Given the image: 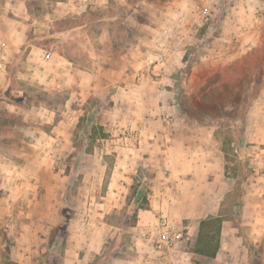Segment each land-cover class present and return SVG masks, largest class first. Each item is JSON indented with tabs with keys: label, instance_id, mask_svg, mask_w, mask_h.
<instances>
[{
	"label": "rangeland",
	"instance_id": "rangeland-1",
	"mask_svg": "<svg viewBox=\"0 0 264 264\" xmlns=\"http://www.w3.org/2000/svg\"><path fill=\"white\" fill-rule=\"evenodd\" d=\"M180 1L108 0L62 15L55 0H31V18L45 19L50 27L34 31L30 18L28 39L58 51L73 67L70 75L55 76L60 87L52 88L48 80L38 85L21 48L0 76V112L18 111L14 103L27 114L22 125L0 132V264H7L22 239L40 242L44 249L35 264L58 262L69 242L90 253L87 264L101 253L106 255L101 264H163L151 250L157 218L190 226L195 233L190 222L204 214H193L199 205L203 210L213 204L177 199L178 181L163 183L156 176L153 154L145 147L170 145L173 138L192 144L203 139L209 152H220L223 176L233 184L215 217L235 227L234 261L227 256V263L207 264H264V234L253 245L239 227L249 201L250 210H261L256 224L264 228V194L255 191L243 200L250 183L264 186V0ZM194 13L198 20L191 25ZM182 16L188 21L184 27L177 22ZM177 32L182 34L177 47L182 66L164 75L166 92L155 102L154 88L147 84L163 72L153 68L156 59L148 70L134 66L135 59L144 49L166 48L173 43L167 36ZM241 44L245 51L239 54ZM185 68L187 75L180 72ZM164 129L172 133L167 142ZM150 131L157 139L145 135ZM157 187L166 193L161 200ZM151 204L155 213L143 221L139 207L149 210ZM63 213L65 234L58 230ZM143 226L147 229L141 231Z\"/></svg>",
	"mask_w": 264,
	"mask_h": 264
},
{
	"label": "crops",
	"instance_id": "crops-1",
	"mask_svg": "<svg viewBox=\"0 0 264 264\" xmlns=\"http://www.w3.org/2000/svg\"><path fill=\"white\" fill-rule=\"evenodd\" d=\"M107 1L108 0H55L54 4L62 7L61 12H58L59 14L69 15L71 13L86 12L87 9L92 8L94 5H101ZM114 1L120 4H130V0ZM185 3L186 2H184V0L179 2L181 5H185ZM29 7H31V0H0V76L2 77V74L6 72V63L9 61V57L20 52L21 48H25L27 50L26 60L31 64V67L28 69H32V71L29 72L27 68L26 70L28 71V74L32 76L33 81H36L35 79L37 78L39 81L35 83L41 85L42 81L46 82L48 80V85L52 88L60 87L58 83H54L55 76L70 75L73 63L58 51L53 50L52 48L47 50L43 47H38L35 43H33L34 40L28 39L26 29L29 26V19L32 17ZM47 16L50 17L51 15L47 13ZM197 20L198 16L194 13L191 15L189 23L192 25L197 22ZM32 21L34 31L41 29L40 27L43 29L50 27L49 22L45 19L33 18ZM177 22L181 24V27H184V24L188 23L187 19L183 18V16L181 18H177ZM181 35V32H177L175 35L167 36L173 39V43H169L164 49H158V47H156L159 51L158 53H154L153 50L150 49H144V52L140 54L141 56L135 59L134 66L138 68L143 67L147 70L150 69L151 65L154 63L152 62V59H156V64H153V68L159 72H163L159 73L160 78H156L154 79L155 81H151V84H147L148 88H154V91L152 90L153 94H151V99L155 102L164 98L166 91L162 89V84L167 80L164 75L168 71L172 69H179V67L182 66V61L179 59L180 56L178 57L181 53L177 48L180 45V41L178 40H180ZM237 48V53H244V44L239 45ZM228 53L229 51L227 50V54ZM79 72L82 73V69H79ZM46 75H49L50 79ZM155 87H158L159 89H155ZM11 106L18 111H6L20 116L22 121L25 122L27 114H25V110L23 109L24 107L14 103ZM260 111L262 112L264 118V106ZM194 130L203 131V128H197ZM174 131L175 134L178 133V131L180 132L179 129ZM171 134V132H167V129H164L163 136L166 139V142L167 140L172 139H170ZM145 135L148 137H155V139H157L158 136L156 133L153 134L152 131L146 132ZM202 140L198 143L192 144L187 142L185 138L181 141L179 138H173L172 144L170 145L151 142L147 143V147H145L147 151L153 154L154 159L152 160V166L158 168L156 176L161 179L163 178V183L166 181L169 182V179L171 178L178 181L176 185L178 186V189H176L175 193H173L177 199H196L206 202L212 201L213 204H211L210 208H207L206 205L205 209L201 210V205H199L200 208H197L195 214H193H204V216H201V218H199V220L195 223L194 220H191L190 223L195 224L196 229H198V224L201 220H204L209 216L215 217L219 215L221 211L220 201L233 191V184L231 180L228 178L226 179L223 176V155L220 152L218 154L209 152L205 142ZM165 169H168V171L170 170V173H167ZM166 175L168 176L167 178L164 177ZM159 184H162L161 180L159 181ZM162 190V187H157L156 193H158L159 196L157 194L156 195L158 199L160 198V200L161 195H166V193ZM255 191L260 195L264 194V186L262 185L258 188L256 185H252L250 183L249 186H246L243 200L248 201L249 197L251 195L253 196ZM182 205H184V203H182ZM250 205L251 203L248 201L245 209L241 210L240 213L242 219L239 223V227L243 229L246 237L249 238L253 245H255L256 242L261 243L262 238L259 237V233L264 234V228L256 224L258 217L261 215V210H250ZM153 207L151 204V209L139 211L138 217L141 218L143 217L142 215H144L143 221H145V218L148 217L147 215L155 213V207L154 209ZM156 209L162 211L163 208L160 204H158ZM186 215V218H189L190 213ZM147 220L149 219L147 218ZM139 224L140 222L138 221L137 226H139ZM151 227L153 228L154 226L152 225ZM187 228L191 229L190 226H187ZM141 229V231H144L147 227L143 226ZM189 232L191 236L194 237V235H197L198 231L194 233L190 230ZM255 232L258 233V235H255ZM235 238V227H233L229 221L223 219L220 230L219 249L215 258L212 259L213 262L222 261L227 263V256H230L229 259L234 261V254H232L231 250V242ZM38 243L40 242L35 244L34 242H30L28 240H17L16 245L12 247L13 250L9 255V260L14 264H35L36 257H39L40 254L44 253L42 252L44 249ZM227 249L229 251L228 254ZM82 251L83 246L78 244L73 245V243L69 242V245L65 246L64 249L62 264H87L90 253ZM99 251L100 248H97L94 253L97 254ZM190 264H192V262H190Z\"/></svg>",
	"mask_w": 264,
	"mask_h": 264
},
{
	"label": "trees",
	"instance_id": "trees-1",
	"mask_svg": "<svg viewBox=\"0 0 264 264\" xmlns=\"http://www.w3.org/2000/svg\"><path fill=\"white\" fill-rule=\"evenodd\" d=\"M180 72L184 75H187L189 70L188 68L181 69ZM186 115V113H184ZM24 122L22 121L21 117L15 115L13 113H9L7 111L0 112V132L6 131L11 127L16 125H22ZM94 134V133H93ZM104 137V134H101ZM92 139L93 136H92ZM142 210L141 207H139ZM145 210V209H144ZM137 219V210H135L132 214V225L135 226ZM223 219L221 217H214L201 220L198 224V232L195 239V244L191 252V262L192 264H207L210 260L214 259L217 251L219 249L220 243V230H221V223ZM68 218L64 215L59 222V231L65 234L66 227H67ZM240 229V228H237ZM61 239V237H60ZM58 239V242H62L64 245L65 239L62 238L61 240ZM106 255L104 253L98 254L94 256V260L92 264H101ZM61 259L53 264H62ZM7 264H14L12 261L7 258Z\"/></svg>",
	"mask_w": 264,
	"mask_h": 264
},
{
	"label": "built area",
	"instance_id": "built-area-1",
	"mask_svg": "<svg viewBox=\"0 0 264 264\" xmlns=\"http://www.w3.org/2000/svg\"><path fill=\"white\" fill-rule=\"evenodd\" d=\"M150 242L154 257L163 264H190L193 239L187 226L171 223L160 216L156 220Z\"/></svg>",
	"mask_w": 264,
	"mask_h": 264
}]
</instances>
